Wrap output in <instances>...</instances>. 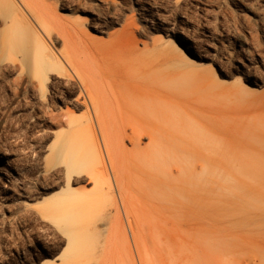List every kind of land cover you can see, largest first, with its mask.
Instances as JSON below:
<instances>
[{
  "label": "rangeland",
  "instance_id": "obj_1",
  "mask_svg": "<svg viewBox=\"0 0 264 264\" xmlns=\"http://www.w3.org/2000/svg\"><path fill=\"white\" fill-rule=\"evenodd\" d=\"M1 1L0 264H103L102 260H111L113 255L116 258L111 264H117L120 252L116 242L129 241L133 248L132 232L137 227L150 246L146 259L152 260L147 264H245L246 253L223 247L233 242L206 230L209 223L198 219L195 207L187 206L177 194L174 203L168 198L175 196L173 192H186L194 183L209 189L216 181L245 198L248 195L250 185L236 180L239 169L226 163L220 151L249 157L252 144L235 137L233 122L228 118L203 106L226 104L229 110L244 109L246 117L262 132L263 140L264 0H13L16 7L12 0ZM33 11L45 16L49 34L33 19ZM22 18L27 19L28 27L34 23L29 28L32 32L25 29ZM18 25L25 29L20 35ZM37 36V44L40 46V41L48 49L43 50L46 54L35 53ZM51 53L60 58L51 57ZM38 54H43L41 62L43 57L52 64L61 59L57 63L60 68L48 65L44 69L46 77L37 74L35 69L40 64L33 66V62L38 64ZM148 63L158 64L160 73L176 71L179 79L183 77L181 83L175 82L177 87L169 89L176 98L187 99L199 117L228 124L227 130L220 131L225 137L220 140V149L205 150L193 133L184 130L186 124H195L178 110L164 112L171 125L175 124L167 128L175 138L157 148L164 153L162 157H158L150 137L143 138L138 146L129 140L133 128L128 112H121L119 120H98L93 111L87 114L88 107L82 102L87 98L83 79L74 65L81 73L121 89L126 85L117 81L121 80L119 68L135 72ZM136 103L150 104L147 100L126 99L114 100L112 105L120 110ZM111 128H118L124 138ZM261 149L264 151V147ZM70 154L82 170L69 179L66 161ZM191 154L210 159L205 167L220 177L202 172V162L188 161ZM170 156L174 166L168 161ZM252 163L259 167L257 178L264 181V157ZM115 166L123 169L119 183L111 169ZM205 180L213 183L206 186ZM67 188L70 201L55 214L67 216L61 225L40 212L38 205ZM154 195L158 198L152 199ZM259 196L244 200L242 208L250 213L243 220L264 235V219L257 217L264 213ZM136 216L148 223L133 224V228L129 218ZM240 223L226 221L222 225L236 229ZM61 226L80 233L76 243L94 248V253H72L69 236ZM165 236L170 240L163 241ZM244 248L264 256V242ZM104 250L111 251L112 256ZM132 254L137 257L135 248Z\"/></svg>",
  "mask_w": 264,
  "mask_h": 264
},
{
  "label": "bare ground",
  "instance_id": "obj_2",
  "mask_svg": "<svg viewBox=\"0 0 264 264\" xmlns=\"http://www.w3.org/2000/svg\"><path fill=\"white\" fill-rule=\"evenodd\" d=\"M12 2H13V6H14L15 1L12 0ZM25 2H26V0H25ZM1 3H2V1H1ZM15 7H16V5H15ZM16 9H18V8H16ZM32 13L34 14V16L36 18V19L35 18H33V19L38 20L43 25V26L40 25V27L42 26L43 28H45L44 30H46L49 34L50 33L49 28L43 22V20L46 19L45 16L43 14H40V13L35 12V11H33ZM8 14H11V13H8ZM15 16H17V15H15ZM30 16H31V14H30ZM31 18L29 17L28 20ZM16 19H17V23H18V18L16 17ZM22 19L24 21L23 23H26L25 21H27V19L26 20H24L25 18H22ZM28 22H30V21H28ZM19 23H20V20H19ZM23 23H21V24H23ZM28 24L29 23H26V25L24 24L25 29L26 30H30L29 28L32 29L31 24H34V23H30L29 27L27 26ZM22 26L23 25L19 26V27H21V28H19V30L16 29L19 32V34L17 33L18 35L21 34L20 30H22V28L24 27V26L23 27ZM34 28H36V27H34ZM34 28H33L34 31L37 30ZM25 29L23 28V30H24L23 32H25ZM13 32L15 33V31H13ZM30 32H32V31L30 30ZM36 32L37 31H35L34 33H36ZM44 33H46V32L44 31ZM60 35L63 38L65 37V35L62 33H60ZM14 38H16V37H14ZM33 38L34 37H32V39ZM37 40H38V36H37L36 41H34V42H36L35 44L37 47L33 44L37 48V50H36L37 52H35V53H40L41 51L43 52V50L46 48V46L42 47L41 45L42 44L44 45V43H41L40 41L38 42V43H40V46H39V44H37ZM41 41H43V40H41ZM63 42H64V40H63ZM127 46H129V45H127ZM47 51H48V49H47ZM47 51L46 52L44 51L45 54L47 53ZM52 54L53 53L50 54L51 57L54 55H57V54H53V55ZM98 54L103 58L106 57V55H107L106 53H104V54H106V55H104L101 52ZM40 55L39 54L36 55L35 60H37L38 64H34V62H33V66L40 64V67H42V68L36 66L39 69L38 70L35 69V72L37 71L41 75L46 77V75H48V73L46 74V70H44V69H46L45 68L46 66L49 65V67L53 68L54 67L53 65L56 64L55 66H58L60 68V66H59L60 63L59 64H57V63H58V61H61V59L57 58L58 61H55V58L53 57L54 58L53 61H55L56 63L52 64V63L46 62L44 60L45 57H43L44 58L43 62L45 61V64H44L43 62H41L43 54H42V56H40ZM107 57H106V60L108 59ZM33 58L34 57H32V60H34ZM64 58H65V55H64ZM114 59L119 60V57H114ZM122 60H124V59H122ZM37 62H35V63H37ZM98 62H99V60L97 61V63ZM71 64L73 66L74 62H72ZM54 68H56V67H54ZM74 68L76 69L77 73L83 79L82 85H84L87 98L85 96V99L82 102L85 105H87V107H88L87 114H90L93 111V113L98 118V120H99V118L101 119V117H104V120L106 117H108V119H110L109 117H112V118H115V120L116 119L119 120V118L122 117V115H119L121 112H128L129 117L132 121L131 126L133 128L132 133L129 135V140H131L133 145L138 146L143 138L150 137V141L153 143L154 147H156V152L158 153V157H162L164 155V153H160V150L157 148L163 144L168 145L169 143H171L170 140L175 138L174 134L170 133L167 129L170 126L174 127L175 124L171 125V122L168 120V116L164 115V112H166V111L171 112L174 110H178L179 112L183 113L186 116V118H188L191 122H193V124H195V125H192V124L187 125L186 124L184 126V130L188 131L190 133H193L194 134L193 137L197 141H200L203 144V148L205 150L212 152V151L220 149L223 146L222 143H220V140L224 139L225 137L222 133H220V131L224 130V129L227 130V128L229 127L228 124H225L226 123L225 121L224 122L211 123L208 120L202 119L201 117H199L197 115V113H195L193 111V109H191V107L189 106L190 103L187 99L178 98V97L176 98V96L173 94V91L171 89H169V88L175 87L178 84V82L181 81V79L183 78L182 74H181L182 78L179 79L180 74L176 71L170 72L168 74H163L164 72L160 73L159 72L160 66L156 63H148L145 65L142 64L141 67L138 69V71H135V72H131V71L126 70L124 68H119V70L122 69L120 71L117 70L119 72V76H120L121 80H117V81L118 82L121 81L120 83L126 85V87L125 88L122 87L121 89H116V88H113L112 85L111 86L109 85L110 86L109 87L107 84L103 83V81L98 80L96 78V76L93 77L94 75L93 76L85 75L87 73L85 70L84 71L86 73H84V74L81 73L75 65H74ZM56 69H58V68H56ZM63 69H64V67H63ZM65 72L68 74L67 70ZM39 73H37V74H39ZM91 74L92 73H90V75ZM115 74L116 73H114V75ZM41 75L39 77L42 80L43 76H41ZM47 79H46V81H47ZM182 81H183V79H182ZM175 82H177L176 85H175ZM41 84L43 85L44 81ZM117 84H119V83H117ZM42 85H40V86H42ZM184 88H181V89H184ZM42 89L45 90V87L43 86ZM126 99L139 100V101L140 100H147L150 104L141 105L140 103H136V105L133 104L131 106H128L129 108L128 107L127 108L129 110L127 108H124V107H122V109L118 110L114 105H112V103H114V100H124L125 101ZM262 100L264 101V98ZM261 104L264 105L262 102H261ZM225 105H218V106L214 105V106H212V105L208 104V105H204L203 109L217 113L218 115L226 117V119L228 118V120L233 122V124L231 126L234 128V132H236L234 134L235 137L238 139L244 138V140H246L247 142L252 144L251 146H249V150L252 151V152L250 151L251 154L249 157L229 155V154H226V152L224 150L220 151L221 152V158L226 163L228 162L229 165L239 169L238 176L236 177V180L239 182H242L244 184L250 185V190L248 189L249 192L247 191V194H248L247 197L245 198L242 195V193L238 192L237 190H235L233 188L229 189V187H226V185H224L221 182L217 184V181H216V182H214V184H216V185L208 187L209 189H205L204 187L197 185V183L196 184L194 183L193 186L186 188V192H184V193H179V191H177L176 193L173 192V194L175 196L170 197L168 199H170V201L172 203H174V199H176V194H177V198L179 197L183 201H185L187 206L195 207L197 209V212H198V215H197L198 219L201 222L209 223V226L207 225L206 230L220 234L221 236H223L227 240H230L231 242H233V243L223 244V247L230 248L232 250H235V252H238V253H246V257L244 258L245 264H264V256L262 254H256L254 252H251V250L248 251V249L244 248L247 245L249 248L250 245L260 243V242H264V235H261L259 233L257 226H254V228H253V227H251L250 224H245L243 218L247 214L250 213V210L248 208H245V209L242 208L244 200H248L250 198H253L256 194L260 195L259 200H261L264 204V181L262 179L257 178V174L260 173L259 167H258V165L254 166L252 163L253 159L258 158L260 156L264 157V151L261 149V147H264V138H263V140L260 139V133H262V132H259V130L257 128L258 126L255 127V125H254L255 123L252 122L249 119V117H246L244 109L229 110ZM91 108H93V109H91ZM85 113H86V111H85ZM74 114L75 113H73V115ZM87 114H84L83 117L87 116ZM112 129L113 128H111L110 130L112 131ZM113 131H114V129H113ZM115 131H114V133H116L118 136L123 137V133L121 131H119L118 128ZM125 136H127V135H125ZM121 137H119V138H121ZM200 137H201V139L198 140L197 138H200ZM213 142H216V144L212 145ZM67 158L69 160L66 161V167H67L66 172H67L68 178L70 179L73 173L81 172L82 169H81L80 163L76 160H73L71 154H70V157H67ZM187 160L193 164H196L198 162H202V164H204V166H202V172L204 171V173H206L209 176H212V175L219 176L217 173H215L214 170L211 171V170H208L207 167H205L206 162H209L210 159L205 158V157L199 158V157L193 156L191 154L188 156ZM168 161L172 166H174V158L172 156L168 157ZM220 162H222V161L220 160ZM111 166H113V165H111ZM219 167L223 168L224 170L226 169L225 166L221 165V164ZM111 169H113V175L116 177V179L118 181L119 175L122 173L123 169L120 167H117V166L112 167ZM226 176L232 177L235 175L226 173ZM119 182H120V180L118 181V183ZM210 182L213 183V181H210ZM210 182L208 180L204 181L206 186ZM204 183H202V184H204ZM119 186H121V185H119ZM193 189H195V192L192 191ZM174 191H176V189H174ZM70 194H71V192L68 188L64 189L58 195L53 196V197L45 200L43 203H41V205H38L39 211L42 212L44 215H46L50 218H53L56 223H60V224L63 223L66 220L67 216L65 217V215H62V214H61L62 216H56L55 214H56V212L61 211L62 208H65L67 206V203H69L70 198H71ZM244 194H246V193H244ZM120 196L123 197V195H120ZM157 198H158L157 195L152 196V199H157ZM124 202L125 201H123V204L127 208L128 203L127 202L124 203ZM72 204H74V203H72ZM128 209H129V207H128ZM67 211H70V209ZM129 211H131L130 209L128 210V213L132 214V212H129ZM65 213H66V211H65ZM127 215H129V214H127ZM255 217H256V215H255ZM257 217L258 218L262 217L264 219V213L262 215H257ZM129 219H130V221H129L130 225L132 227L134 226L133 224H140L141 225L143 223H145V224L148 223L143 217L140 218V216L139 217L138 216L132 217ZM67 220H68V218H67ZM238 220H240L241 223H240V226L236 229H228L222 225L226 221L236 222ZM133 228H135V227H133ZM61 229L65 233H67V235L69 236L68 237V239H69L68 245H69V248L71 249L72 253L78 254V255L83 254V253H87L85 255H88L90 252H91V254L94 253V252H92L94 250V248L91 249L88 246H81V244L80 245L77 244L78 242L76 243L78 237L81 235L80 233L76 232V230L72 231L71 229L69 230L68 228L62 227V226H61ZM120 229H122V228H120ZM140 230H141L140 227L133 229V232H132L133 241H134V247L133 248H132V243H130L129 241L127 243H119L118 241L117 242L115 241L116 247L118 248V250L120 252V255H118V256L121 257L120 259H118L119 257L117 256L116 252L113 253V254H116V256H117V260H118L117 264L118 263L119 264H130V263H132V264H147L149 260H152V257H150V259H148V260L146 259V253L149 250L150 246H149V244L146 243V241H143L142 237H140L141 236ZM98 233H99V231H98ZM123 233H125V235L128 236L127 235L128 233L126 232V230ZM89 234H88V236H89ZM93 237H95V236H93ZM127 240H128V238H127ZM162 240L163 241L170 240V236L169 237L165 236ZM114 243L113 244L109 243V246L110 247L113 246ZM117 243H119L120 245H118ZM116 247H114V248H116ZM215 247H217V246H215ZM134 248H135V251L137 253V257H135L133 255L134 253L132 254ZM108 249L110 250V248H107L105 250L108 251ZM107 251H105V252L107 253ZM105 252H104V254H102L103 252L102 253L100 252L104 258L106 257ZM110 252L111 251H109L108 253L110 254ZM108 253H107V255H108ZM66 254L69 255L70 253H66ZM130 254H131V256H130ZM110 255H108V257H110ZM124 256H126V258ZM115 258L116 257H114V255H113V257H110V259L113 260V262H114ZM105 260L108 261L109 264L112 263L111 260H109V259L108 260L105 259ZM105 260H102V262L104 261L103 264H106ZM153 260H154V258H153ZM99 262H101V260Z\"/></svg>",
  "mask_w": 264,
  "mask_h": 264
}]
</instances>
